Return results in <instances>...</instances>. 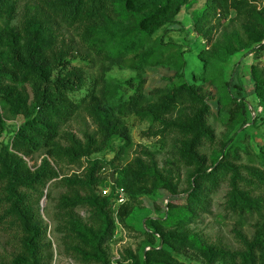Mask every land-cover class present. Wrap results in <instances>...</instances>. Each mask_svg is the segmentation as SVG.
I'll list each match as a JSON object with an SVG mask.
<instances>
[{"label":"trees","instance_id":"trees-1","mask_svg":"<svg viewBox=\"0 0 264 264\" xmlns=\"http://www.w3.org/2000/svg\"><path fill=\"white\" fill-rule=\"evenodd\" d=\"M189 1L0 0V230L16 229L15 243L24 252L12 264H45L44 249L51 248V243L42 244L46 228L40 208L33 206V197L50 198L45 191L52 182L65 190L56 205L55 231L67 255L84 264H111L108 245L117 225L126 226L131 202L160 190L170 194L167 212L163 217L146 219L144 233L151 247L144 251L141 264H185L174 253L188 251L196 253L204 264H264L263 201L241 187V183L253 181L244 178L231 161L239 158L241 148L232 144L210 167L199 153L201 146L214 140L208 125L212 109L206 92L189 83L183 72L165 77L169 84L153 89H147L143 77L129 79L124 85L132 94L105 77L106 66L137 68L165 62L166 53H174L176 45L161 39L156 46L147 47L160 29L176 21ZM259 1L207 0L195 24L210 13L216 14L218 8L234 12L242 20L243 31L226 38V53L233 56L246 49L261 62L264 6L259 7ZM63 29L75 30L80 36L89 60L84 64H101L100 75L81 99H75L74 94L86 86V75L82 66L68 70L74 54L60 40ZM251 71L256 97L264 102L263 72L258 65ZM228 102L239 112L244 127V100L230 97ZM81 111L96 126L82 139L62 130ZM7 120H19V126L5 143L1 138ZM133 120L148 121L149 130L156 129L154 136L170 138L178 160L195 168L182 199H175L180 193L172 168L160 169L151 154H146L149 160L136 157L123 168L107 159L108 153L115 152L117 158L130 147ZM116 142L122 148L116 150ZM36 154L42 159L32 168L27 158ZM256 157L261 168L246 171L264 184V150ZM62 165L83 170L63 176L57 169ZM110 170L113 179L102 176ZM226 180L230 186L227 207L240 218L258 217L251 239L237 233L243 251L207 246L188 230L196 218L208 212L210 197ZM116 187L125 190L124 205L116 206ZM104 188H110L109 195L102 194Z\"/></svg>","mask_w":264,"mask_h":264},{"label":"rangeland","instance_id":"rangeland-1","mask_svg":"<svg viewBox=\"0 0 264 264\" xmlns=\"http://www.w3.org/2000/svg\"><path fill=\"white\" fill-rule=\"evenodd\" d=\"M206 2L207 0H190L172 25L160 29L153 36V42L148 45V49L156 46L161 39L164 43L177 46L174 48V53L173 51L166 53L165 62L154 66L142 65L137 68L106 66L105 77L110 83L121 84L122 90L127 94H132L133 91L124 85V82L129 79L143 77L147 81V89H153L167 86L169 82L164 81L165 77H172L176 72H183L184 78L189 83L200 86L206 92L212 109L208 125L214 131V140L207 141L199 148V153L207 158V167L213 164L215 158L222 159L232 144L239 146L241 148L238 151L239 158L231 159V161L240 169L244 178L253 181L252 184L241 183V187L250 190L254 197L260 198L264 207V184H260L246 171V168H261L256 154L260 149L264 150V102L256 97L251 71L253 65H258L264 75V51L261 52V62L246 49L229 56L224 49L225 40L234 33L241 35L242 20L237 18L234 12L224 13L218 8L216 14L210 13L196 26L197 14L205 8ZM23 4L24 2L19 12L23 11ZM258 6H264V0H260ZM199 30L200 33H198ZM60 40L64 41L66 48H70L74 54L72 59L74 62L68 70L75 65L82 66L84 69L86 86L82 91L74 94L75 99H81L100 75L101 64L98 61L88 65L83 63L89 60L86 59V49L75 30L63 29ZM228 82L230 86H227ZM230 97L242 98L245 102L247 124L244 127H242L239 112L233 104L228 102ZM4 113L6 115L5 111ZM6 124V131L1 141L8 143L19 126V120H7ZM149 128L148 121H131L130 147L117 158H115V152L108 153L107 159L114 160L117 168H123L136 157L149 160L146 154H151L158 162L160 169L172 168L175 173L174 182L177 183L180 193L175 199H182L184 192L189 189L190 172L195 168L187 167L185 163L178 160L179 157L174 155L173 141L170 138L161 139L160 136H154L153 132L156 129L149 130ZM62 130L72 132L82 139L86 132L93 133L96 126L91 118L81 111ZM114 146L116 150L122 148L117 142ZM41 159V154H36L27 158V161L30 167L35 168L40 164ZM57 169L63 176H70L83 170L67 165L59 166ZM102 176L113 179L111 170L104 172ZM229 191V182L223 181L219 189L210 197L208 212L196 218L188 226V230L207 246H215L227 251H243L244 247L239 242L237 233H242L251 239L258 217L254 215L240 218L238 213L231 211L226 204ZM64 192L63 188L54 187L52 182L45 191L46 194H50V198L40 200L38 196L33 197V206L36 210L40 208L46 228V237L43 238L42 244L51 243V248L44 249L43 262L45 264H84L67 255L60 236L55 231L56 205ZM169 200V192L160 190L131 202L132 211L126 220V226L117 225L114 237L108 245L111 264H141L140 260L144 251H148L151 247L144 233L145 221L149 217L165 216ZM79 213L82 217L86 216L82 210ZM16 232L14 228L0 230L1 264H12L15 258L24 254L20 246L15 243ZM157 244L158 242L155 243ZM174 254L185 264H204L193 251H188L186 254Z\"/></svg>","mask_w":264,"mask_h":264},{"label":"built area","instance_id":"built-area-1","mask_svg":"<svg viewBox=\"0 0 264 264\" xmlns=\"http://www.w3.org/2000/svg\"><path fill=\"white\" fill-rule=\"evenodd\" d=\"M111 192L110 188H104L102 194L104 196L109 195ZM116 198V206L124 205L127 202V196L125 190L122 187H116L114 192Z\"/></svg>","mask_w":264,"mask_h":264},{"label":"water","instance_id":"water-1","mask_svg":"<svg viewBox=\"0 0 264 264\" xmlns=\"http://www.w3.org/2000/svg\"><path fill=\"white\" fill-rule=\"evenodd\" d=\"M47 196L44 197V200H46Z\"/></svg>","mask_w":264,"mask_h":264}]
</instances>
